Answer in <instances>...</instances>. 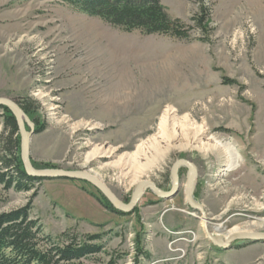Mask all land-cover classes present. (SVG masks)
I'll list each match as a JSON object with an SVG mask.
<instances>
[{
	"label": "rangeland",
	"instance_id": "obj_1",
	"mask_svg": "<svg viewBox=\"0 0 264 264\" xmlns=\"http://www.w3.org/2000/svg\"><path fill=\"white\" fill-rule=\"evenodd\" d=\"M160 4L187 25V39L126 32L60 0H0V97L29 99L44 124L31 138L32 163L98 172L124 202L130 178L118 182L114 168L99 167L132 153L156 133L163 110L174 108L178 117L203 123L207 135L232 142L237 166L222 170L215 152L174 147L137 179L167 191L173 162L188 160L211 232L217 224L264 232V223L257 225L264 219V0ZM201 8L205 31L193 21ZM101 146L116 149L114 157H93L84 167ZM179 175L173 198L146 191L127 214L111 210L88 182L62 178L36 183L34 196L0 184V211L31 199L30 216L54 239L103 234L102 252L74 264H134L137 247L151 256H139L140 264H264V242L236 241L222 250L207 241L200 215L185 202L186 169Z\"/></svg>",
	"mask_w": 264,
	"mask_h": 264
},
{
	"label": "trees",
	"instance_id": "obj_2",
	"mask_svg": "<svg viewBox=\"0 0 264 264\" xmlns=\"http://www.w3.org/2000/svg\"><path fill=\"white\" fill-rule=\"evenodd\" d=\"M60 1L88 15L98 16L126 32L138 30L145 34H162L177 39L188 38L187 25L178 18L169 17L162 8L160 0ZM206 14L207 8H201V15L193 19L196 26L204 31L206 30L204 25ZM14 101L34 122V131L36 133L43 131L44 124L33 116L34 107L31 101L29 99H23L21 102ZM0 110L6 133L5 136L0 135V150L3 152L0 155V184L5 191L32 190L34 196L35 184L43 179L31 177L25 173L19 157V136L14 117L7 108L0 107ZM107 204L114 212L125 214ZM30 211L31 199L24 206L0 211V264H74L102 252L103 246L100 242L103 234L79 238L63 232L54 239L43 233L41 224L38 219L30 216ZM139 256L145 260H150L151 257L148 252L137 247L134 264H140ZM109 262L107 264H113V261Z\"/></svg>",
	"mask_w": 264,
	"mask_h": 264
},
{
	"label": "water",
	"instance_id": "obj_3",
	"mask_svg": "<svg viewBox=\"0 0 264 264\" xmlns=\"http://www.w3.org/2000/svg\"><path fill=\"white\" fill-rule=\"evenodd\" d=\"M0 107L7 108L14 117L19 136V157L22 167L28 176L41 179L62 178L84 180L95 187L115 210L127 214L135 209L146 191H150L162 200L173 198L178 193L181 186L179 170L185 168V202L190 209L196 211L200 215L205 237L208 242L222 250L230 249L231 245L236 241L264 242V232L262 231H240L230 234L225 239L219 235H213L209 230L208 223L210 219L206 216L203 205L194 198L193 192L197 181V170L195 165L188 160L178 159L173 162L169 172L170 187L167 191L162 190L148 179L140 180L132 188L129 200L124 202L117 198L111 189L108 188L98 177L86 170H64L56 167H36L32 163L30 157L31 138L34 133L33 122H31L23 109L13 99L0 97Z\"/></svg>",
	"mask_w": 264,
	"mask_h": 264
},
{
	"label": "bare ground",
	"instance_id": "obj_4",
	"mask_svg": "<svg viewBox=\"0 0 264 264\" xmlns=\"http://www.w3.org/2000/svg\"><path fill=\"white\" fill-rule=\"evenodd\" d=\"M90 127L92 128L93 126ZM206 133L207 128L203 123L197 124L195 121L189 120L187 115L178 117L174 108L168 106L163 110L158 120L154 135L141 141L132 153L122 154L114 162L110 161L111 163L99 167L98 170L100 172L103 169L106 170L107 167L114 168L113 170L116 172V176L114 175L115 179L119 182L129 177L131 180L129 183L133 188L139 182L136 175L161 160L174 147L196 149L204 154L215 152L220 156V167H223L222 170L235 168L239 161V155L233 143L223 141ZM115 150L112 147H95L90 152V156L86 157L83 166L86 167L93 157L113 156ZM88 172L101 179L98 172H92V170H88ZM262 223H264V219L257 225ZM239 227L225 230V228L217 224L214 226L212 233L225 239L232 233L248 231Z\"/></svg>",
	"mask_w": 264,
	"mask_h": 264
}]
</instances>
